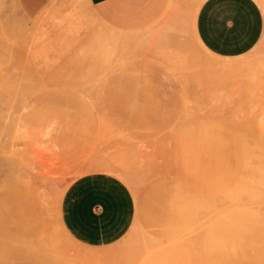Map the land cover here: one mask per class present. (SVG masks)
I'll return each mask as SVG.
<instances>
[{"label": "rangeland", "instance_id": "1", "mask_svg": "<svg viewBox=\"0 0 264 264\" xmlns=\"http://www.w3.org/2000/svg\"><path fill=\"white\" fill-rule=\"evenodd\" d=\"M183 1L125 31L87 0L35 14L0 0V264H264V26L243 55L218 57L194 31L202 0ZM156 105L175 121L154 117ZM94 170L134 198L129 229L103 246L77 242L60 219L67 185ZM159 182L186 219L170 237L143 226Z\"/></svg>", "mask_w": 264, "mask_h": 264}, {"label": "crops", "instance_id": "2", "mask_svg": "<svg viewBox=\"0 0 264 264\" xmlns=\"http://www.w3.org/2000/svg\"><path fill=\"white\" fill-rule=\"evenodd\" d=\"M19 1L28 13L35 14L50 0ZM87 2L96 18L112 28L125 31L146 27L170 10L184 9L183 0ZM263 26L264 16L257 0H202L194 21V31L200 43L223 58L237 57L250 50L259 40ZM156 107L158 111L149 107L144 114L148 116L151 109L154 117L169 124L179 114V111L166 110L161 105ZM260 164L257 163L256 172L263 168ZM179 196L177 191L161 182L146 190V203L141 209L144 228L167 237L178 234L186 220L180 216ZM169 199L175 204L172 210L166 207ZM133 217L134 198L130 188L109 172L94 170L79 175L67 185L61 198V222L68 234L84 245L103 246L115 242L127 232ZM3 264L43 263L33 258L16 257Z\"/></svg>", "mask_w": 264, "mask_h": 264}, {"label": "bare ground", "instance_id": "3", "mask_svg": "<svg viewBox=\"0 0 264 264\" xmlns=\"http://www.w3.org/2000/svg\"><path fill=\"white\" fill-rule=\"evenodd\" d=\"M1 72V71H0ZM1 76V75H0ZM1 96V95H0ZM168 245V244H167ZM167 248H169L168 250L166 249V248H164V253H162L161 252V249H160V253L163 255V256H165V255H169L170 254V256H171V254H174V253H176L177 252V250H179L180 248H181V245H179L178 243H175V244H172V245H170V247H169V245H168V247ZM166 249V250H165ZM159 250V249H158ZM162 250H163V248H162ZM152 251V250H151ZM144 253V252H143ZM159 254V253H158ZM153 255H154V253H153ZM155 255H157V254H155ZM153 257V256H152ZM160 260V259H159Z\"/></svg>", "mask_w": 264, "mask_h": 264}]
</instances>
